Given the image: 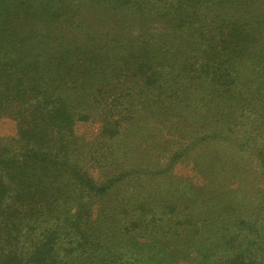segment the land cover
Instances as JSON below:
<instances>
[{
    "label": "trees",
    "instance_id": "obj_1",
    "mask_svg": "<svg viewBox=\"0 0 264 264\" xmlns=\"http://www.w3.org/2000/svg\"><path fill=\"white\" fill-rule=\"evenodd\" d=\"M5 119L0 264H264V0H0Z\"/></svg>",
    "mask_w": 264,
    "mask_h": 264
},
{
    "label": "rangeland",
    "instance_id": "obj_2",
    "mask_svg": "<svg viewBox=\"0 0 264 264\" xmlns=\"http://www.w3.org/2000/svg\"><path fill=\"white\" fill-rule=\"evenodd\" d=\"M77 131L80 134L87 133V135L89 136H95L99 132V125H79L77 127ZM14 135V123L7 119L0 120V138L13 137ZM206 149H208L209 154H211L213 151H218V153L220 155H223V157L227 156L229 162H236V157H231V154L229 153L232 151V149L228 148L227 145L222 144L220 139H214L213 141H210ZM262 152H264V149ZM217 158L211 159L212 164L210 167L213 169V173L206 172L205 174V176L208 178L209 184L213 185V188H216L217 191H222L229 188L241 194H244L245 192L247 193L251 189H253L257 193L264 195V162L261 165H259L257 162V170L254 171L255 164H251L249 163V161H243L245 164H247V170L243 171L240 174L238 168H235L232 172H229L226 167H223V162ZM261 158L262 157L258 156L259 163ZM200 159V166L202 169H204L205 172V167L206 164H208V160H205L203 156H201ZM171 174L172 175L170 176V178L180 179L187 177L192 179L193 182H199L201 180L203 181L202 177L204 178V175L202 174L199 176V171L193 172L190 170V168L184 167L183 165H176L173 168ZM248 182L250 183L248 184ZM180 183L181 182H179V184Z\"/></svg>",
    "mask_w": 264,
    "mask_h": 264
}]
</instances>
